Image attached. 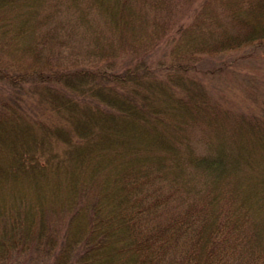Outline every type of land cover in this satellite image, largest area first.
I'll use <instances>...</instances> for the list:
<instances>
[{"label":"trees","instance_id":"16d2710c","mask_svg":"<svg viewBox=\"0 0 264 264\" xmlns=\"http://www.w3.org/2000/svg\"><path fill=\"white\" fill-rule=\"evenodd\" d=\"M264 0H0V264H264V101L207 77Z\"/></svg>","mask_w":264,"mask_h":264},{"label":"rangeland","instance_id":"374dc122","mask_svg":"<svg viewBox=\"0 0 264 264\" xmlns=\"http://www.w3.org/2000/svg\"><path fill=\"white\" fill-rule=\"evenodd\" d=\"M220 62L227 64L226 70L212 79L207 77L216 95L228 104L247 110L264 101V45L226 53L215 61Z\"/></svg>","mask_w":264,"mask_h":264}]
</instances>
